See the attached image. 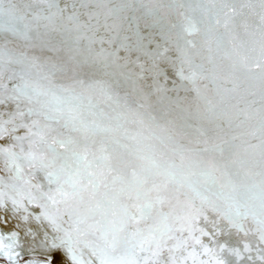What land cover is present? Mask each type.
Returning <instances> with one entry per match:
<instances>
[{
  "label": "snow or ice",
  "instance_id": "1",
  "mask_svg": "<svg viewBox=\"0 0 264 264\" xmlns=\"http://www.w3.org/2000/svg\"><path fill=\"white\" fill-rule=\"evenodd\" d=\"M0 264H264V0H0Z\"/></svg>",
  "mask_w": 264,
  "mask_h": 264
},
{
  "label": "bare ground",
  "instance_id": "2",
  "mask_svg": "<svg viewBox=\"0 0 264 264\" xmlns=\"http://www.w3.org/2000/svg\"><path fill=\"white\" fill-rule=\"evenodd\" d=\"M185 2H192V3H219L220 0H185Z\"/></svg>",
  "mask_w": 264,
  "mask_h": 264
}]
</instances>
